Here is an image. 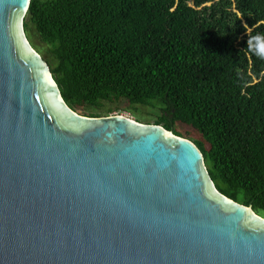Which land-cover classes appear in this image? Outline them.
<instances>
[{
	"label": "water",
	"instance_id": "95a60500",
	"mask_svg": "<svg viewBox=\"0 0 264 264\" xmlns=\"http://www.w3.org/2000/svg\"><path fill=\"white\" fill-rule=\"evenodd\" d=\"M0 0V264H264V215L163 125L65 101Z\"/></svg>",
	"mask_w": 264,
	"mask_h": 264
},
{
	"label": "trees",
	"instance_id": "16d2710c",
	"mask_svg": "<svg viewBox=\"0 0 264 264\" xmlns=\"http://www.w3.org/2000/svg\"><path fill=\"white\" fill-rule=\"evenodd\" d=\"M24 25L71 108L156 100L154 123L193 128L219 191L264 213V0H31Z\"/></svg>",
	"mask_w": 264,
	"mask_h": 264
},
{
	"label": "rangeland",
	"instance_id": "374dc122",
	"mask_svg": "<svg viewBox=\"0 0 264 264\" xmlns=\"http://www.w3.org/2000/svg\"><path fill=\"white\" fill-rule=\"evenodd\" d=\"M34 32L31 30L30 34ZM31 43L34 48L39 51V53L44 57L46 60L47 57H50V53L47 50L48 45L43 43L40 37L33 35V39L30 37ZM47 61V60H46ZM88 111L92 112H100V115H115L120 114L124 116L131 117L135 120L141 121L143 123H154V121L158 118L159 114L162 113L161 105L158 104L156 100L150 101L149 104H131L126 100H122L119 102H103L101 105L96 106H88ZM179 130L185 133V137H199L196 131L193 128L187 125H177ZM187 133H189L187 135ZM264 215V213L262 214Z\"/></svg>",
	"mask_w": 264,
	"mask_h": 264
}]
</instances>
